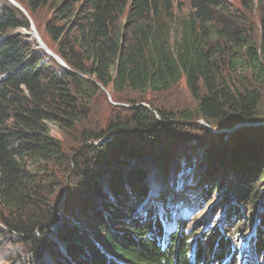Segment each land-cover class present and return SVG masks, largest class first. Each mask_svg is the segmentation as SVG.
Returning <instances> with one entry per match:
<instances>
[{"label": "trees", "instance_id": "1", "mask_svg": "<svg viewBox=\"0 0 264 264\" xmlns=\"http://www.w3.org/2000/svg\"><path fill=\"white\" fill-rule=\"evenodd\" d=\"M17 1L71 71L48 60L21 32L32 29L22 11L11 5L0 11V235L25 250L5 264H222L228 252L227 264L243 262L237 247L245 225L227 235L217 223L211 229L202 225L207 236L193 228L197 232L190 235L186 219L176 217L178 207H167L164 192L178 189L191 166L215 180L227 169L243 183L235 204L256 205L259 196L250 190L264 182L262 128L246 127L226 141L198 125L221 141L223 154L215 159L212 151L187 152L196 157L178 172V166L169 168L177 148L169 155L166 138L172 127L166 121L176 116L153 103L150 109L131 107L129 119L115 112L105 131H84L71 157L49 125L76 131L89 120L90 104L102 88L159 96L183 78L198 102L181 115L183 122L203 121L218 131L264 122V0H241L243 12L227 0H188L191 11L182 18L176 11L183 10L184 0ZM42 10L51 13L44 27L38 20ZM156 161L164 171L149 178L159 169ZM67 173L76 183L65 181L73 191L68 213L61 214L56 196ZM153 177L161 183L158 190ZM131 196L137 204L147 199L146 206L137 210L127 202ZM235 204L228 207L234 215L227 214L229 225L244 213ZM260 215L259 233L249 239L257 256L264 255V199Z\"/></svg>", "mask_w": 264, "mask_h": 264}, {"label": "rangeland", "instance_id": "2", "mask_svg": "<svg viewBox=\"0 0 264 264\" xmlns=\"http://www.w3.org/2000/svg\"><path fill=\"white\" fill-rule=\"evenodd\" d=\"M227 1L232 4L234 9L243 12V8L241 6V0H227ZM14 3L25 11L24 14L32 22L29 12L20 3V1L0 0V11L5 10L9 5L18 9V7L14 5ZM183 4H184L183 10L181 12L176 11L177 17L179 18L188 15L191 11L189 8L188 0H184ZM50 17H51V13L48 10H42L40 12L38 16V20L42 27L46 25ZM253 19L255 22L257 21V17H253ZM121 22H122L121 25L123 27L127 23L126 16L123 17ZM32 24L33 26L31 31L23 30L21 32L28 38V40H32V41L34 40V42L38 44V47L36 49H42L45 50L44 51L45 53L46 51H48L49 53L54 55V52L50 47L52 46L50 40L47 37V35L44 33V28L40 29L38 26H36L34 22H32ZM33 27L35 28V31L33 30ZM41 41L42 43H44V45L47 47L46 49L48 50L43 49L41 47ZM47 56H48L47 57L48 60L49 57L53 58V56H49V55ZM55 62L59 67L65 69V67L61 66L56 60ZM237 76L238 75L234 76V78H236ZM262 89H263V99H264V87ZM150 103H153L156 109L162 110L167 113H172L174 116H176L174 117V119L171 118L170 120L166 121L169 123V125H172V127L169 128L170 130L168 132L169 135L166 136V138L168 137L171 139L168 140V144H169L168 146L170 147V149L168 150L169 155L174 152L172 150L173 146L177 148V151H175V153L172 154V159L174 161L171 163L169 168H171L172 166H178V168H174V170L177 169L178 172L182 164L186 165L188 163L189 160L187 158L196 157V156L195 157L188 156L187 152L188 153L196 152L199 155H202V154H206V152L212 151V153H215L214 154L215 159L219 157L221 158L223 154V151L221 150L223 149L221 141H217L211 135L205 134V131L202 128L198 127V125H202L204 128L208 130V132L214 135L215 134L222 135L226 141H232V138L236 135L241 134L246 127L262 128V130L264 131V122L252 123L255 126H248L243 123L242 125L237 124L236 127L240 125L237 127V129L234 130L225 129L220 131L214 130L213 128L206 125V123L203 121H191L188 123L183 122V120H181V115L187 111L193 112L198 107V102L192 98V95L190 94L189 89L187 88L186 80L185 78H183L181 82L178 84V86L171 89L169 92L159 96H156L151 92L143 94L133 91H127L123 94L116 95L112 89L106 90L102 88L101 93L90 104L91 115L86 123L80 124L77 127L76 131H72V132H63L57 126L51 124L49 125L51 129V135L61 143V146L65 154L71 157L73 153H75L81 148L83 144L81 134L84 131L86 130L87 131L90 130L93 132L105 131L107 129L108 124L114 118L113 115L115 112H117L115 114H120L122 118L129 119L130 113L128 111L131 107L133 106L137 107L138 105H142L150 109ZM157 118L158 121H161L160 117L157 116ZM192 125H194L195 128H193ZM114 136L115 135L107 136L104 139V141L112 140ZM164 144H162V148L164 147ZM207 149L209 150L206 151ZM157 151L159 153L161 152L162 156L166 155L164 150H161V148L160 150ZM156 163L157 165L155 167L159 169H154L153 170L154 172L150 171L148 174L149 178L154 173H156V175H159L160 172L164 171L160 169L159 167L160 163H158L157 161ZM192 169L193 166H191V170L186 169V171L188 172L184 173L181 171L179 173V175H182L184 173L182 177L185 178V181L178 187V189L176 185H174L170 187L169 190L164 192L165 195L168 197V200H170L168 203L166 202L167 207L170 209L174 207L175 208L178 207V214H176V217L177 218L180 217L179 221H182V218L186 219L187 222L186 231L189 230L188 233L191 231L190 229L192 228L200 231L202 230V232L206 231L205 227L203 226H209L211 229L213 228L214 223H217L216 228L221 230L222 235H227L231 232H235L236 230L240 229L241 226L245 225V229L247 230V232L245 234L240 235L239 245L237 247V251L240 257H242L243 262L241 260H238V263L244 264V261L246 259H251V261H253V264H255L256 260L259 261V264H264V255L260 254L257 256V252L255 249V242H253L252 244L249 241V239L254 237L256 233L257 234L259 233L260 227L258 223L261 216L260 215L261 211L263 209L264 182H262L261 184L257 182L252 184L255 188L253 186L251 187L250 194L254 193L253 196H255L256 194L259 196L258 199H256L255 202L256 205L248 206V204L247 203L244 204V202H237L235 204L236 197L234 198V196L235 195L237 196L238 195L237 192H240V190H242L241 185L243 186V183L242 182L236 183L235 177L232 175V172L230 170L225 169L224 171L220 172L217 175V179L215 180V179L205 178L206 177L205 173L201 174L200 171H196ZM167 174L169 175V172H166L165 175ZM56 179L58 180L60 178L56 177ZM63 180L61 179L59 181L60 187L58 190V194L56 196V202H58V205L60 206L59 208L61 214H66L68 213V209L70 208V206L67 204L68 198H70L69 196L72 195L70 191L71 190L73 191V189L72 187L67 186L65 181L69 180L70 184H72V182L74 181L73 178L71 177V174L68 173ZM172 180L173 177H170L169 181L172 182ZM151 182L153 187H157V190L158 188L161 187V183L158 177H153ZM75 183L76 182H74L73 184ZM230 184L232 185L230 186ZM199 185H201L200 186L201 188L199 187L198 189ZM210 186L212 187V190L208 195L206 194L205 189ZM227 187L228 190L226 192L225 189ZM217 188L221 189L219 193L215 192ZM225 192L228 195V199H229L228 202L225 201V197H224ZM153 198L158 200L159 197H157L156 195ZM147 201L148 200L145 199L142 203L137 204L136 200L134 199V196L133 197L131 196V198L128 199L127 202L130 204H134V206L137 205V210H140L146 206ZM151 203L152 201L150 199L149 205ZM157 204L159 205V203ZM234 204L236 206L241 207L244 213L242 217H240L239 219H235V223L233 225H229L227 223L229 221V216H227V214L230 213L228 207ZM192 209H194V211ZM158 210L161 211V205L159 206ZM2 214H3V210L0 206V216ZM230 214L229 215L231 217L234 216L233 213ZM226 217L228 220L226 219ZM0 227H3L1 223H0ZM197 230H195V232H197ZM194 233L190 232V235ZM208 233H209V229L206 231L205 235L207 236ZM7 238H8L7 234L5 235L1 233L0 243L1 244L6 243V244H4V246L0 249V264H5L8 258L15 259L16 257H14L13 255H17V256L21 255L22 257L24 256L25 250L23 249V246L19 244L16 245L13 241H11L12 244H8ZM225 256L229 258L230 256L229 252L226 253ZM227 258L222 264H227L229 262ZM214 264H219V262H216Z\"/></svg>", "mask_w": 264, "mask_h": 264}, {"label": "water", "instance_id": "3", "mask_svg": "<svg viewBox=\"0 0 264 264\" xmlns=\"http://www.w3.org/2000/svg\"><path fill=\"white\" fill-rule=\"evenodd\" d=\"M11 3H12V1H11ZM14 5L15 6H17L18 7V9H20L23 13H25V11L22 9V8H20L17 4H15L14 3ZM32 23V22H31ZM32 26H33V24H32ZM33 30L35 31V28L33 27ZM41 47L42 48H44V49H46L47 47L44 45V43H42V41H41ZM46 50H48V49H46ZM48 52V51H47ZM51 54V53H50ZM53 57H54V59L61 65V66H63V67H65V69H67V70H69V71H71L68 67H67V65L64 63V61L61 59V58H59L57 55H53V54H51ZM243 124H245V125H248V126H255L254 124H252V123H243ZM240 125H242V124H240ZM240 125H238V126H240ZM237 126V127H238ZM237 127H234V128H232L233 130L234 129H237Z\"/></svg>", "mask_w": 264, "mask_h": 264}, {"label": "bare ground", "instance_id": "4", "mask_svg": "<svg viewBox=\"0 0 264 264\" xmlns=\"http://www.w3.org/2000/svg\"><path fill=\"white\" fill-rule=\"evenodd\" d=\"M44 49V48H43ZM46 54L49 55V56H52L51 54H49V52L46 51ZM54 58V57H53ZM230 258V257H229ZM228 259V258H227Z\"/></svg>", "mask_w": 264, "mask_h": 264}, {"label": "built area", "instance_id": "5", "mask_svg": "<svg viewBox=\"0 0 264 264\" xmlns=\"http://www.w3.org/2000/svg\"><path fill=\"white\" fill-rule=\"evenodd\" d=\"M50 54V53H49Z\"/></svg>", "mask_w": 264, "mask_h": 264}]
</instances>
